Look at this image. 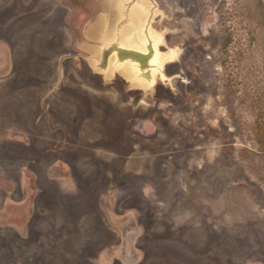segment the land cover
I'll use <instances>...</instances> for the list:
<instances>
[{
	"label": "rangeland",
	"instance_id": "rangeland-1",
	"mask_svg": "<svg viewBox=\"0 0 264 264\" xmlns=\"http://www.w3.org/2000/svg\"><path fill=\"white\" fill-rule=\"evenodd\" d=\"M106 1L0 0V264H264V0Z\"/></svg>",
	"mask_w": 264,
	"mask_h": 264
},
{
	"label": "bare ground",
	"instance_id": "bare-ground-1",
	"mask_svg": "<svg viewBox=\"0 0 264 264\" xmlns=\"http://www.w3.org/2000/svg\"><path fill=\"white\" fill-rule=\"evenodd\" d=\"M125 1H132V0H115V7H116V15L117 17H122L121 15L124 14L125 17H128L129 24L125 28L119 30V31H112L114 28L109 31H112L111 35L109 31H107L103 37H106L107 39L104 44L112 42V40H115L114 42H121V44L133 47L139 50L145 49L144 52H146V44L144 41L149 40V42H156L157 37L155 36L154 33L151 31L147 30L145 25L146 19L148 12L146 11L144 7V3L146 0H138L137 3L134 5H131L130 7H126L124 2ZM123 13V14H122ZM127 16H126V15ZM115 15V17H116ZM126 24V23H125ZM144 28V29H143ZM116 29V28H115ZM110 35V37H108ZM153 55V60L152 63H155L156 67L159 68L160 64L157 60L156 55H154L155 52V47H150L149 46V54ZM148 59L149 56L146 60V58H140L139 63L140 65H124L122 68V72L124 75L128 77V79L131 80V82H135V84H139L142 86H149L151 83V77H150V70L143 69V66L148 65ZM105 63V61H104ZM107 63V62H106ZM133 63V62H132Z\"/></svg>",
	"mask_w": 264,
	"mask_h": 264
},
{
	"label": "crops",
	"instance_id": "crops-1",
	"mask_svg": "<svg viewBox=\"0 0 264 264\" xmlns=\"http://www.w3.org/2000/svg\"><path fill=\"white\" fill-rule=\"evenodd\" d=\"M137 2V0H132L131 2L130 1H125L124 2V4H125V6H127L128 5V7H130V5H134L135 3ZM105 3V2H104ZM104 11H106V12H108V13H111V12H114L115 11V2H114V0H107L106 1V4H105V10ZM127 17H118V20L119 19H123V20H125ZM128 19V18H127ZM106 32H104V33H102L103 35L105 34ZM103 35H102V37L101 38H99L98 39V36H97V34L94 32V42L95 43H98V44H104V42L107 40V39H105L106 37H103ZM108 37H110V35L108 36ZM3 43H2V41H0V46L2 45ZM2 47V46H1ZM1 49V48H0ZM129 82H131V80L130 79H127ZM131 83H133L132 85L133 86H135V87H140V86H138L137 84H135V82H131Z\"/></svg>",
	"mask_w": 264,
	"mask_h": 264
},
{
	"label": "water",
	"instance_id": "water-1",
	"mask_svg": "<svg viewBox=\"0 0 264 264\" xmlns=\"http://www.w3.org/2000/svg\"><path fill=\"white\" fill-rule=\"evenodd\" d=\"M133 56H135L138 60L140 59V58H146V60H147V55L148 54H146V55H138V54H136V53H131Z\"/></svg>",
	"mask_w": 264,
	"mask_h": 264
}]
</instances>
